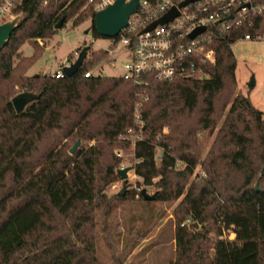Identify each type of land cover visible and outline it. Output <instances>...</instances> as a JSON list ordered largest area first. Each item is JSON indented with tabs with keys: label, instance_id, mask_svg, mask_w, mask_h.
<instances>
[{
	"label": "trees",
	"instance_id": "trees-1",
	"mask_svg": "<svg viewBox=\"0 0 264 264\" xmlns=\"http://www.w3.org/2000/svg\"><path fill=\"white\" fill-rule=\"evenodd\" d=\"M98 1L22 0L14 12L23 18L0 48V264H98L95 214L108 213L103 189L117 177L118 163L112 154L101 162L103 146L123 134L133 146L137 185L155 188L153 200L139 199H180L174 264H264V117L233 93L231 49L246 33H264V11L251 25L214 35V60L201 63L197 77H150L145 85L85 77L107 53L90 48L72 75L26 74L44 49L39 41L53 36L61 19V27L89 19L92 37L103 38L93 20ZM26 41L30 56L20 51ZM21 92L36 98L17 112L11 99ZM136 104L140 129L133 125ZM200 131L214 132L202 158ZM62 138L93 144L70 154Z\"/></svg>",
	"mask_w": 264,
	"mask_h": 264
},
{
	"label": "rangeland",
	"instance_id": "rangeland-1",
	"mask_svg": "<svg viewBox=\"0 0 264 264\" xmlns=\"http://www.w3.org/2000/svg\"><path fill=\"white\" fill-rule=\"evenodd\" d=\"M76 15L77 13H74L73 17ZM90 26L89 19L76 26H71V21L67 20L53 36L39 41L44 49L27 69L26 74H51L72 51L90 48L107 51L99 63L88 67L91 73L122 75L124 65L131 60L130 52L120 41L113 44L112 39L109 38H93ZM231 49L236 60L233 93L248 97L251 103L262 111L264 117V39H238L231 45ZM20 51L23 56H30L33 52L32 45L26 41L20 47ZM251 79L254 81L253 85H250ZM199 134L203 150L202 158L212 141L214 132L210 135L207 131H200ZM121 140L112 146H103L101 162L109 160L112 154L118 161L115 167L117 177L103 189L107 198L101 206L108 209L107 215L103 216L99 212L95 214L96 226L93 229L95 257L98 264H174L176 259L174 227L177 218L182 216L177 206L180 199L152 201L149 204L142 202L139 199L140 190L145 189L151 195L155 193V188L137 185L139 178L132 168L135 162L132 154L133 146ZM61 143L68 153L75 144L67 138H62ZM92 144L93 142L86 141L82 144L78 143L74 151L81 146L86 148ZM158 153L157 150V157ZM180 165L178 163L177 167ZM119 169H127L126 179L120 178ZM195 172L199 176L204 175L200 165H197ZM120 192H122L121 196ZM123 196L126 197L122 198ZM103 222H106L104 230H102ZM227 237L232 239L234 234L229 233Z\"/></svg>",
	"mask_w": 264,
	"mask_h": 264
},
{
	"label": "built area",
	"instance_id": "built-area-1",
	"mask_svg": "<svg viewBox=\"0 0 264 264\" xmlns=\"http://www.w3.org/2000/svg\"><path fill=\"white\" fill-rule=\"evenodd\" d=\"M21 1L0 0V24L16 14L14 11ZM113 1L99 0L94 4L95 12ZM180 1L182 0H138L136 11L129 16L127 25L118 33V41L131 55V60L124 65V73L120 75L123 79L145 85L150 77L156 80H172L196 76L201 72V63H212L214 60V50L211 46L214 35L223 34L232 26L239 27L244 22L251 25V18L264 11V0H198L179 9V15L173 20L142 32L152 21ZM228 17L230 19H227ZM198 27L205 29L190 39L188 35ZM240 39H264V33H246ZM79 53V50L72 51L52 75L63 76V70L76 61ZM90 74L89 70L84 76L88 77ZM142 124L136 104L133 125L140 129ZM127 133L139 138L133 127L127 128ZM125 137L124 134L121 136L122 139ZM188 222L189 218H186L180 225Z\"/></svg>",
	"mask_w": 264,
	"mask_h": 264
},
{
	"label": "water",
	"instance_id": "water-1",
	"mask_svg": "<svg viewBox=\"0 0 264 264\" xmlns=\"http://www.w3.org/2000/svg\"><path fill=\"white\" fill-rule=\"evenodd\" d=\"M198 0H182L177 5L172 6L169 10H167L162 16L152 21L147 27H145L142 32L153 29L156 25L165 24L168 21L173 20L176 16L179 15V9L184 8L190 3H193ZM138 4V0H114L111 4H108L104 8L98 10L94 14V27L96 32L105 38H114L118 35L120 30L127 25L128 18L131 14L136 11V7ZM23 18L22 13L13 14L6 21L0 24V48L7 42L11 32L16 28L18 22ZM227 19H230L228 17ZM62 25V19L58 21L55 25V28L58 29ZM204 27H198L193 30L188 37L190 39L194 38L196 35L200 34L204 31ZM87 48H83L78 58L75 62L71 64L69 68H65L63 70L64 74L72 75L75 73L80 65L83 62V59L86 55ZM253 79L250 80V85H253ZM36 95L30 92H21L12 97L11 102L14 106L15 111H21L23 107L35 99ZM79 141H76L75 144L70 149V153L72 154L78 145ZM126 170L127 169H119L118 174L121 179H126ZM255 189H258V185H254ZM140 194L145 200H153L155 197L154 194H148L145 189L140 190Z\"/></svg>",
	"mask_w": 264,
	"mask_h": 264
}]
</instances>
